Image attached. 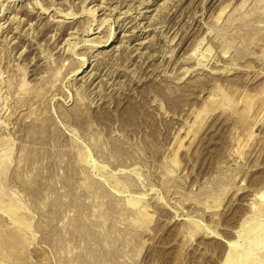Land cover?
I'll list each match as a JSON object with an SVG mask.
<instances>
[{
  "label": "rangeland",
  "instance_id": "1",
  "mask_svg": "<svg viewBox=\"0 0 264 264\" xmlns=\"http://www.w3.org/2000/svg\"><path fill=\"white\" fill-rule=\"evenodd\" d=\"M0 264H264V0H0Z\"/></svg>",
  "mask_w": 264,
  "mask_h": 264
},
{
  "label": "bare ground",
  "instance_id": "2",
  "mask_svg": "<svg viewBox=\"0 0 264 264\" xmlns=\"http://www.w3.org/2000/svg\"><path fill=\"white\" fill-rule=\"evenodd\" d=\"M104 1H105V0H104ZM103 7H104V6L99 5V6H97V9H98V8H99V9H102ZM86 8H87V7H86ZM92 8H93V7H92ZM57 9H58V8H57ZM42 10H43V9H42ZM94 10H95V9H94ZM94 10H92V11L89 12L88 9H85V10H82V11H83V12H84V11H85V12L88 11V13H93V14H94ZM93 14H90V15L93 16ZM73 15H74V14H71L70 16L68 15V17L73 18ZM141 15H142L141 17H144V18L146 17L145 14H141ZM20 20H21V19H20ZM30 23H31V22H30ZM69 37H70V36H69ZM111 38H112V36H111ZM109 39H110V38H108L103 44H101V43L97 44V46H98V47L101 46V45L106 46V45L108 44V42H109ZM84 41H85V40H84ZM70 43H71V42H70ZM70 43H69V44H70ZM72 44H73V43H72ZM94 44H95V43H94ZM97 46H96V47H97ZM83 59H84V58H83ZM84 64H85V60L83 61L82 66H84ZM74 71H75V70H74ZM74 71H73V72H74ZM52 96H53V95H52ZM16 225H17V224H16ZM239 256H240V255H239Z\"/></svg>",
  "mask_w": 264,
  "mask_h": 264
}]
</instances>
